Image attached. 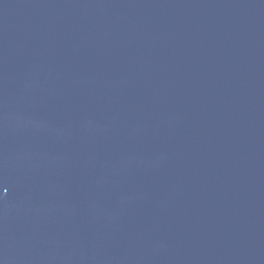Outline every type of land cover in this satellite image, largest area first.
<instances>
[{
	"label": "water",
	"instance_id": "water-1",
	"mask_svg": "<svg viewBox=\"0 0 264 264\" xmlns=\"http://www.w3.org/2000/svg\"><path fill=\"white\" fill-rule=\"evenodd\" d=\"M0 264H264V0H0Z\"/></svg>",
	"mask_w": 264,
	"mask_h": 264
}]
</instances>
